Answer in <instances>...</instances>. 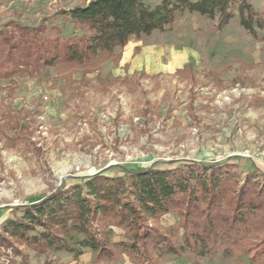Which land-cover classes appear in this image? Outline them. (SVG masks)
Wrapping results in <instances>:
<instances>
[{
    "label": "rangeland",
    "instance_id": "1",
    "mask_svg": "<svg viewBox=\"0 0 264 264\" xmlns=\"http://www.w3.org/2000/svg\"><path fill=\"white\" fill-rule=\"evenodd\" d=\"M88 1L0 0V27L10 20L60 24L59 10ZM235 13L219 32L215 19L182 12L170 29L131 38L91 72L47 67L0 78V223L49 190L97 173L229 162L262 179L264 30H257L263 40H254ZM176 221L171 213L160 218L165 229ZM111 238L122 240L123 230L114 227ZM28 252L29 264L43 263ZM91 255L85 251L77 262L66 252L54 258L92 264ZM239 257L217 254L199 264H250ZM193 260L188 253L166 264ZM19 262L0 255V264ZM121 264L133 263L123 257Z\"/></svg>",
    "mask_w": 264,
    "mask_h": 264
},
{
    "label": "trees",
    "instance_id": "2",
    "mask_svg": "<svg viewBox=\"0 0 264 264\" xmlns=\"http://www.w3.org/2000/svg\"><path fill=\"white\" fill-rule=\"evenodd\" d=\"M235 11L241 27L262 41L257 30H264V6L257 10L250 0H159L153 6L89 0L59 10L60 24L10 20L0 27V78L47 67L91 72L131 38L170 29L182 12L215 19L220 32ZM256 177L235 163L195 161L123 176L97 173L15 208L20 214L0 223V255L29 264L31 250L42 264H65L54 256L66 252L77 262L89 249L92 264H121L123 257L133 264H166L188 253L195 264L217 254L264 264V177ZM166 213L177 218L168 229L160 224ZM114 227L123 230L122 240L111 238Z\"/></svg>",
    "mask_w": 264,
    "mask_h": 264
},
{
    "label": "crops",
    "instance_id": "3",
    "mask_svg": "<svg viewBox=\"0 0 264 264\" xmlns=\"http://www.w3.org/2000/svg\"><path fill=\"white\" fill-rule=\"evenodd\" d=\"M85 251H89L90 255L92 254V252H91L89 249H85L84 252H85ZM83 254H84V253H83ZM91 256H92V255H91Z\"/></svg>",
    "mask_w": 264,
    "mask_h": 264
}]
</instances>
